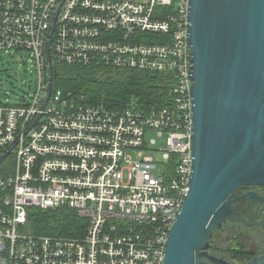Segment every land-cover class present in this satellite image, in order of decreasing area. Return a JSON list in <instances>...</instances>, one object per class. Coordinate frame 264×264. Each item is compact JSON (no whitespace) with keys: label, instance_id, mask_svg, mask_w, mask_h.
Returning <instances> with one entry per match:
<instances>
[{"label":"built area","instance_id":"built-area-1","mask_svg":"<svg viewBox=\"0 0 264 264\" xmlns=\"http://www.w3.org/2000/svg\"><path fill=\"white\" fill-rule=\"evenodd\" d=\"M188 1L0 0V51H27L36 74L28 99L0 103V264H162L191 172ZM58 65L164 74L171 91L150 110L86 104ZM31 207L83 225L31 233Z\"/></svg>","mask_w":264,"mask_h":264},{"label":"water","instance_id":"water-1","mask_svg":"<svg viewBox=\"0 0 264 264\" xmlns=\"http://www.w3.org/2000/svg\"><path fill=\"white\" fill-rule=\"evenodd\" d=\"M187 21L191 172L162 264H232L208 249L224 223L251 224L264 204L253 189L264 186V0H189Z\"/></svg>","mask_w":264,"mask_h":264},{"label":"trees","instance_id":"trees-1","mask_svg":"<svg viewBox=\"0 0 264 264\" xmlns=\"http://www.w3.org/2000/svg\"><path fill=\"white\" fill-rule=\"evenodd\" d=\"M56 75L57 86L64 92L71 91L78 101L91 105L102 103L118 110L132 102L145 110L161 107L167 103L171 91L167 75L143 70L58 65ZM226 224L214 232L209 252L232 261L242 236L237 223ZM81 225V220L70 209L31 207L27 214V227L31 233L71 235ZM241 229H244L243 225Z\"/></svg>","mask_w":264,"mask_h":264},{"label":"rangeland","instance_id":"rangeland-1","mask_svg":"<svg viewBox=\"0 0 264 264\" xmlns=\"http://www.w3.org/2000/svg\"><path fill=\"white\" fill-rule=\"evenodd\" d=\"M36 85V74L29 53L25 50L0 51V102L19 104L32 94ZM155 137V134H152ZM165 136L155 138L156 148L163 145ZM154 154V153H153ZM4 163V162H2ZM13 168L11 156L6 159L1 172L5 173ZM253 232V231H252ZM253 233L244 235L250 245L257 244ZM248 247V245H246ZM254 246V245H253ZM255 249V247H253Z\"/></svg>","mask_w":264,"mask_h":264},{"label":"flooded vegetation","instance_id":"flooded-vegetation-1","mask_svg":"<svg viewBox=\"0 0 264 264\" xmlns=\"http://www.w3.org/2000/svg\"><path fill=\"white\" fill-rule=\"evenodd\" d=\"M253 189L257 194L264 196V186H255ZM256 211L257 213L254 217V222L248 225H244L242 223H237L236 225L238 232L240 233V236H242V238L238 241L239 245L236 248L235 255H233L232 261H229L232 264H248L253 257L258 255H264V229L261 223L264 215V204L260 205ZM226 223L236 222L227 221ZM226 223H224L223 225L227 226ZM242 225L244 229H241ZM249 233H253V238H257L259 240L257 244H253L254 246L251 245L250 248V245L246 241V238H244V235L248 236ZM246 245H248V247ZM252 246L255 247V249H253ZM226 260L228 261V259Z\"/></svg>","mask_w":264,"mask_h":264},{"label":"crops","instance_id":"crops-1","mask_svg":"<svg viewBox=\"0 0 264 264\" xmlns=\"http://www.w3.org/2000/svg\"><path fill=\"white\" fill-rule=\"evenodd\" d=\"M27 229H28V227H27Z\"/></svg>","mask_w":264,"mask_h":264}]
</instances>
